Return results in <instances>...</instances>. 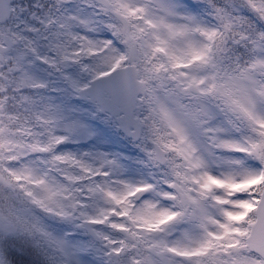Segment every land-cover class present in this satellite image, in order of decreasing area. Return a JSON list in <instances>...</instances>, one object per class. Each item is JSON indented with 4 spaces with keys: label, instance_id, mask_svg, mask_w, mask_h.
<instances>
[{
    "label": "snow or ice",
    "instance_id": "6c2138e0",
    "mask_svg": "<svg viewBox=\"0 0 264 264\" xmlns=\"http://www.w3.org/2000/svg\"><path fill=\"white\" fill-rule=\"evenodd\" d=\"M0 264H264V0H0Z\"/></svg>",
    "mask_w": 264,
    "mask_h": 264
}]
</instances>
